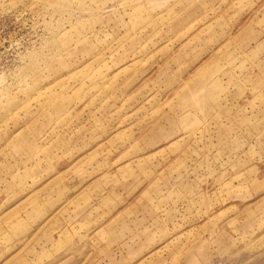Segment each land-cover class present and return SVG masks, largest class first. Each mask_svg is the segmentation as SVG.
Listing matches in <instances>:
<instances>
[{"label": "rangeland", "instance_id": "1", "mask_svg": "<svg viewBox=\"0 0 264 264\" xmlns=\"http://www.w3.org/2000/svg\"><path fill=\"white\" fill-rule=\"evenodd\" d=\"M0 264H264V0H0Z\"/></svg>", "mask_w": 264, "mask_h": 264}, {"label": "bare ground", "instance_id": "2", "mask_svg": "<svg viewBox=\"0 0 264 264\" xmlns=\"http://www.w3.org/2000/svg\"><path fill=\"white\" fill-rule=\"evenodd\" d=\"M204 243V242H203Z\"/></svg>", "mask_w": 264, "mask_h": 264}]
</instances>
